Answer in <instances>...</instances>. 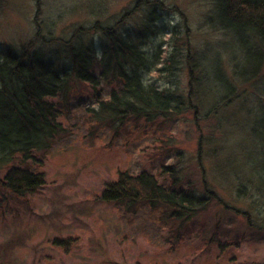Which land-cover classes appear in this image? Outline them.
<instances>
[{
	"label": "rangeland",
	"instance_id": "obj_1",
	"mask_svg": "<svg viewBox=\"0 0 264 264\" xmlns=\"http://www.w3.org/2000/svg\"><path fill=\"white\" fill-rule=\"evenodd\" d=\"M163 1L180 12L161 13L157 28L169 30L154 43L169 40L176 27L189 39L200 65L198 96L189 101L186 61L172 77L148 73V83L178 91L182 112L114 128L94 121L89 109L98 107L95 92L73 78L55 100L63 131L49 151L25 163L45 174V186L20 198L0 191V264H264L261 53L252 41L212 28V0ZM135 5L136 0H40L42 34L51 29L57 42H38L37 49L69 69L66 44L76 39L99 47L103 37L94 26L114 25ZM38 10L36 0H0V49L16 51L34 38ZM145 11L127 15L120 29L139 28ZM163 49L167 56L172 52L170 46ZM102 70L97 64L95 74L100 77ZM101 89V99L109 100V81L102 80ZM165 167L175 168L178 189L192 191L205 204L187 221L171 218L165 207L98 199L121 172L147 171L172 188ZM68 238V251L55 244Z\"/></svg>",
	"mask_w": 264,
	"mask_h": 264
},
{
	"label": "trees",
	"instance_id": "obj_2",
	"mask_svg": "<svg viewBox=\"0 0 264 264\" xmlns=\"http://www.w3.org/2000/svg\"><path fill=\"white\" fill-rule=\"evenodd\" d=\"M36 2L39 10L34 21L37 28L34 38L16 51L0 49V191H7L17 198L33 195L46 184L45 174L32 170L25 163L37 160L35 157L40 156L39 153L49 151L63 131L59 120L61 110L55 100L67 93L73 78L90 85L95 92L98 107L89 109L94 121L114 128L129 122H158L160 118L182 112L185 104L178 91L148 83L145 80L148 73L166 72L172 77L180 72L186 61L191 79L189 101L199 94L195 84L199 86L200 65L193 59L189 39L181 36L176 27L169 40L154 43V39L169 30L157 28L161 13L180 12L177 5L169 8L163 0H136L135 8L114 25H103L99 21L93 29L101 32V45L72 39L66 44L70 54V68L66 69L57 67L52 58L37 49L38 42L57 41L50 36L49 28L47 36L42 34L40 0ZM144 7L145 16L139 28L123 26L120 29L127 15ZM208 21L219 33L237 36L246 44L252 41L261 53L258 66L259 71L262 69L264 0H212ZM148 45L151 47L147 48ZM169 46L172 52L167 56L163 48ZM100 54L102 58L97 60ZM97 64L103 69L100 77L95 74ZM231 66L236 73L234 63ZM102 80L109 81L112 86L107 101L101 99ZM18 158L21 163L16 164ZM164 172L173 178L172 188L162 185L157 176L147 171L137 175L121 172L116 181L105 185L98 199L122 206L146 203L153 208L165 207L171 218L183 222L205 209L202 199L192 191L177 188L179 178L175 176L174 167H165ZM54 241L65 251L73 245L72 238ZM221 251L225 252V249L221 248Z\"/></svg>",
	"mask_w": 264,
	"mask_h": 264
},
{
	"label": "bare ground",
	"instance_id": "obj_3",
	"mask_svg": "<svg viewBox=\"0 0 264 264\" xmlns=\"http://www.w3.org/2000/svg\"><path fill=\"white\" fill-rule=\"evenodd\" d=\"M163 66V65H162Z\"/></svg>",
	"mask_w": 264,
	"mask_h": 264
}]
</instances>
